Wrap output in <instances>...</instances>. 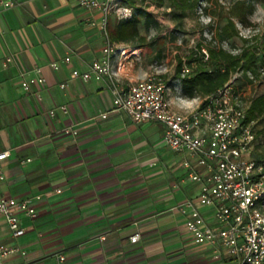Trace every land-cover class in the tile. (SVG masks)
I'll return each mask as SVG.
<instances>
[{
    "label": "crops",
    "instance_id": "1",
    "mask_svg": "<svg viewBox=\"0 0 264 264\" xmlns=\"http://www.w3.org/2000/svg\"><path fill=\"white\" fill-rule=\"evenodd\" d=\"M101 18L78 0L0 5V152L9 151L0 160V196L32 198L37 209L33 217L19 212L26 229L19 237L0 217V241L21 248L0 255V264H53L58 252L64 264H236L220 243L195 242L178 207L200 189L183 166L194 157L165 144L160 122L158 133L146 124L152 120L135 123L112 110L114 85L127 87L151 69L131 56L115 84L72 76L101 54ZM38 66L46 81L24 90L22 73L35 75ZM201 211L211 219L210 206Z\"/></svg>",
    "mask_w": 264,
    "mask_h": 264
},
{
    "label": "built area",
    "instance_id": "2",
    "mask_svg": "<svg viewBox=\"0 0 264 264\" xmlns=\"http://www.w3.org/2000/svg\"><path fill=\"white\" fill-rule=\"evenodd\" d=\"M78 3L86 9L101 12L99 26L106 40L101 54L89 62L88 69H74L72 76L85 81L108 78L115 84L117 73L125 67V61L131 56L139 58L141 48H129L110 37L111 17L126 18L133 14L134 8L124 0H78ZM0 5L9 8L15 5V0H0ZM210 33L212 35L213 31ZM221 43L225 45L227 40ZM201 51L207 59L209 52L205 45ZM70 60L71 56L66 55L64 61ZM12 61V56H8L2 64L6 67ZM50 66L59 69L60 63L52 61ZM193 67V64L184 63L180 76H189ZM35 71V75L22 73L24 90L46 81L40 66ZM246 73L251 80L255 79L252 70ZM258 74H264V67L258 68ZM237 76L238 71L215 90L194 98L185 96L178 88V102L175 103L169 96L170 84L162 71L154 68L127 87L114 85L112 110L124 111L135 123L147 120L160 122L165 144L172 150L194 157L193 160L185 158L183 166L192 180L200 182V189L196 197L185 200L178 207L187 213L186 227L195 242L220 243L236 257V264H264V157L253 154L258 138V119L250 117L248 109L254 97L244 99L246 92L235 84ZM60 86L66 87V82ZM193 100L195 103L189 105L188 102ZM108 115L109 111H104L101 117ZM65 132L77 134V130L71 127H66ZM8 155L9 151H1L0 160ZM202 206L212 208L211 219L201 211ZM19 212L35 216L37 209L33 199L0 196V217L5 219L15 237L26 231ZM139 236L140 233L135 232L131 240L137 241ZM20 249L18 245L0 241L1 256ZM65 260L66 255L58 252L53 264H64Z\"/></svg>",
    "mask_w": 264,
    "mask_h": 264
},
{
    "label": "rangeland",
    "instance_id": "3",
    "mask_svg": "<svg viewBox=\"0 0 264 264\" xmlns=\"http://www.w3.org/2000/svg\"><path fill=\"white\" fill-rule=\"evenodd\" d=\"M234 1L236 0H220V4L213 2L206 11L203 12L199 8L179 20L174 18L173 10L167 3L159 5L156 0H146L141 6L153 15L156 23L147 27L142 17L139 29L145 40L142 41L141 47H135L132 43H124L129 48H141L140 57L135 58L133 63L138 62L137 64L144 69H160L163 77L170 84V97H176L179 94L178 88L184 93L181 79L178 78L180 79L179 84H175L173 80L179 71V60L181 59L182 66L184 63H189L190 56L197 51L198 42H206L208 46L222 42L219 38L213 41L210 37L212 36L210 30L213 29L216 32L217 28L227 20L228 7ZM252 2L254 8L247 14V21L234 18L240 36L226 39L227 43L225 45L221 43V46L236 53L247 44H260L257 49V65L260 68L264 67V0H252ZM111 20L110 26L117 21L114 16ZM208 22L209 25L206 24ZM244 38H248V42ZM195 63L193 62V65ZM254 75L255 79L251 81L242 69L238 70L239 79L235 84L246 92L244 99L264 93V74L254 73ZM257 119L258 138L253 154L257 157H264V112ZM146 124H152L154 130L160 132L157 121H147Z\"/></svg>",
    "mask_w": 264,
    "mask_h": 264
},
{
    "label": "trees",
    "instance_id": "4",
    "mask_svg": "<svg viewBox=\"0 0 264 264\" xmlns=\"http://www.w3.org/2000/svg\"><path fill=\"white\" fill-rule=\"evenodd\" d=\"M146 0H124L125 4L131 5L134 10L131 16L126 18L116 19L117 21L109 26L110 37L117 42L132 43L135 47H141L142 41L145 37L142 36L139 29L141 18L147 27L156 23L153 15L148 12L141 4ZM159 5L167 3L173 10V16L176 19L190 15L199 8L206 11L208 6L213 2L220 4V0H156ZM254 4L252 0H236L231 3L227 10V20L222 23L216 30L213 31L211 39L219 38L220 41L232 39L235 36H240L239 30L236 26L234 18L240 21H247V14L252 12ZM209 25V22L206 23ZM248 42V38H244ZM205 45L209 52L207 59H204V54L201 47ZM218 45V46H217ZM208 46L206 42H198L194 54L190 56L189 63L194 64L193 70L189 76L181 77L180 70L182 66L181 59L179 60V71L176 77H180L184 95L194 97L197 95H204L209 93L227 80L238 70H243L247 75V70H252L258 73V54L257 49L260 46L256 44H247L239 52H232L231 50L222 47L220 44ZM192 61V62H191ZM247 78L251 80L248 76ZM239 76L235 78V82ZM252 81V80H251ZM264 112V93L257 95L251 102L248 109L250 117L257 118Z\"/></svg>",
    "mask_w": 264,
    "mask_h": 264
}]
</instances>
